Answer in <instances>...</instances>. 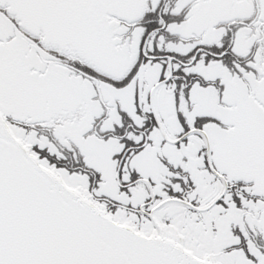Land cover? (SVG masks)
<instances>
[{"label":"snow or ice","instance_id":"snow-or-ice-1","mask_svg":"<svg viewBox=\"0 0 264 264\" xmlns=\"http://www.w3.org/2000/svg\"><path fill=\"white\" fill-rule=\"evenodd\" d=\"M0 264H264V0H0Z\"/></svg>","mask_w":264,"mask_h":264}]
</instances>
